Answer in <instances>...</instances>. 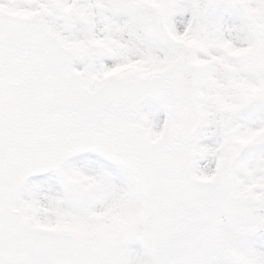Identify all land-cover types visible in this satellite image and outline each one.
Returning <instances> with one entry per match:
<instances>
[{"label": "snow or ice", "instance_id": "snow-or-ice-1", "mask_svg": "<svg viewBox=\"0 0 264 264\" xmlns=\"http://www.w3.org/2000/svg\"><path fill=\"white\" fill-rule=\"evenodd\" d=\"M0 264H264V0H0Z\"/></svg>", "mask_w": 264, "mask_h": 264}]
</instances>
